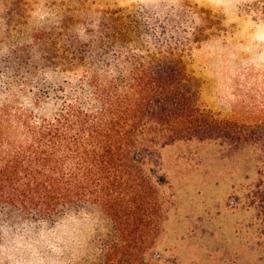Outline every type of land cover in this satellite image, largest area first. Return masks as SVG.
<instances>
[{
  "label": "trees",
  "instance_id": "trees-1",
  "mask_svg": "<svg viewBox=\"0 0 264 264\" xmlns=\"http://www.w3.org/2000/svg\"><path fill=\"white\" fill-rule=\"evenodd\" d=\"M243 2L264 20V0ZM199 14L206 20L182 40L180 23L154 25L141 11L65 17L0 57V229L38 233L92 216L96 264H148L142 153L206 135L263 146L254 196L264 235V122L203 105L204 80L183 53L217 31L211 12Z\"/></svg>",
  "mask_w": 264,
  "mask_h": 264
},
{
  "label": "rangeland",
  "instance_id": "rangeland-1",
  "mask_svg": "<svg viewBox=\"0 0 264 264\" xmlns=\"http://www.w3.org/2000/svg\"><path fill=\"white\" fill-rule=\"evenodd\" d=\"M123 9L141 11L154 25L180 23L181 40L206 20L200 11L211 12L214 37L193 38L183 52L204 80L203 105L221 119L264 122V20L243 0H0V57L62 18L88 23L104 10ZM56 111L53 104L44 113ZM260 147L203 135L143 152L140 171L152 215L139 244L144 263L264 264L254 196ZM96 228L95 218L85 215L38 233L0 229V264H96Z\"/></svg>",
  "mask_w": 264,
  "mask_h": 264
}]
</instances>
